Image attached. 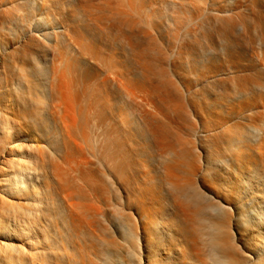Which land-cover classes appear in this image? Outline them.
Wrapping results in <instances>:
<instances>
[{"label": "bare ground", "instance_id": "6f19581e", "mask_svg": "<svg viewBox=\"0 0 264 264\" xmlns=\"http://www.w3.org/2000/svg\"><path fill=\"white\" fill-rule=\"evenodd\" d=\"M0 264H264V0H0Z\"/></svg>", "mask_w": 264, "mask_h": 264}]
</instances>
